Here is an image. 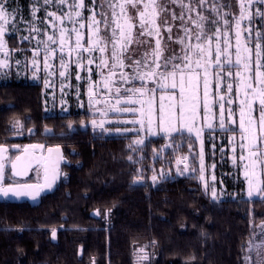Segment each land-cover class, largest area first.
<instances>
[{
    "label": "trees",
    "instance_id": "trees-1",
    "mask_svg": "<svg viewBox=\"0 0 264 264\" xmlns=\"http://www.w3.org/2000/svg\"><path fill=\"white\" fill-rule=\"evenodd\" d=\"M232 1L204 5L205 26L230 20ZM7 40L18 46L15 36ZM83 117L47 114L40 83L0 82V144L47 136L68 160L54 190L37 202L0 200V264H248L246 245L264 221V198L239 194L215 202L191 176L151 183L153 164L161 162L153 151L163 137L147 138L133 153L128 135L98 133L80 123L89 119ZM16 120L20 138L11 127ZM234 179L223 177L227 191L242 192L243 181ZM139 249L146 260L137 258Z\"/></svg>",
    "mask_w": 264,
    "mask_h": 264
},
{
    "label": "snow or ice",
    "instance_id": "snow-or-ice-1",
    "mask_svg": "<svg viewBox=\"0 0 264 264\" xmlns=\"http://www.w3.org/2000/svg\"><path fill=\"white\" fill-rule=\"evenodd\" d=\"M93 4L96 0H92ZM258 0H238L239 3V17L234 16L235 20V61L232 59V45L230 43V28L231 22L221 17L223 21V28L217 26L214 33L208 34L205 31V21L208 17L204 16L197 8H202L208 3V0H199L196 7L193 6L192 0H188L185 4L184 0H167V3L162 0H103L101 4V11L97 13L95 8L90 9L91 15L87 18V24L81 23L83 19L82 11L86 7L84 0H44L45 5L55 3L58 7L67 5L68 12L63 15H58L57 12H48L47 15L52 17L49 21L53 29L58 30V40L53 35H48L44 41H38V45H43V71L48 76H54L56 70L50 63V59L55 57L57 48L52 45H58L60 52V71L59 76L66 78L68 64L64 60V53L67 49L68 55L76 54L75 63L78 67H85L83 61V54L87 53L89 59L87 65L95 63V58L92 57L94 52L101 54L97 68L101 69L100 75L103 81V89L107 92V96L102 93L100 99H97L98 93L93 91L94 87L99 84L90 85L88 90L89 106L104 104L106 107L103 111L96 108L102 116H107L109 111H125L139 113L141 129L145 126L147 121V129L149 134L156 135L157 132L153 131V126L158 127L160 132L171 134L173 132H182L187 130L188 133H195L197 138H200L203 131L202 127L197 126L198 120L202 119L207 128L212 129V113L213 101L209 98V71L208 68L213 64L221 71L215 72V76L219 81L222 77V70L225 65L229 68L241 69L235 73L229 71L226 73L228 77H234L239 80L237 91L243 92L245 99L239 101V123L238 128L240 132V148L241 151L247 149L248 163L244 165L246 171L244 176L249 184L248 196L252 197L254 193H259L264 196V187L259 182L254 185V178L258 181L256 168L258 166L264 167V153L260 152V147L264 145V63L261 62L262 48L264 45L260 43L264 39V33L256 32L255 39V64L253 68V49L248 45L252 43V28L249 26L247 29L241 28V22L244 20L251 21L253 16H259L264 19V11L256 8L253 12V6ZM264 2V0H262ZM179 4L182 9L179 15L175 11H171L167 4ZM6 0H0V53H3L5 59L0 60V69L8 68V58L10 53L6 50V41L4 39L7 29L4 24L8 23L5 17L8 12L5 7ZM230 7V5H229ZM119 9V12H117ZM129 9L134 10L133 15ZM38 9L33 8V15ZM212 10L220 16L219 11L215 6ZM171 12V20L181 21L180 29L183 31V36L176 37V42L183 45L181 54L176 53L173 49L167 47V42L162 45L163 36L161 35L162 28L168 33V40L172 41V25L169 23L166 13ZM187 13V15H186ZM192 13H195L193 17ZM227 15V13H225ZM72 23L74 26L71 28L63 27L65 20ZM212 24H218V21H211ZM79 24L77 28L75 25ZM189 25H192L190 27ZM87 27V46L83 42L85 37L81 29ZM39 31L38 29H33ZM247 32V37L243 33ZM71 34H75V40L71 41ZM221 37L223 39L221 40ZM154 38L155 46L152 47L151 40ZM23 39H28L24 37ZM213 39H215V47L213 48ZM187 40V43L185 41ZM195 40L196 43H192ZM110 46V47H109ZM142 46L145 51L139 59L135 58L138 47ZM151 48V52L147 49ZM169 54L165 55V51ZM213 54L215 59L213 60ZM40 56V49L33 50L32 67L35 70L34 76L41 70V61L37 59ZM129 61V63H125ZM179 61V63H176ZM17 63H19L17 61ZM125 67L131 68L132 72H124L122 69ZM107 70L105 73L104 70ZM116 69H121L119 72V80L127 84L130 81L140 80L144 82L140 87L125 88L124 92L128 93L127 100L131 102L133 95H138L141 98L148 97V99L137 100L141 107L136 108H120L121 104V87L115 86V78L117 77ZM91 72V68L88 69ZM201 71H203V99L199 93ZM178 78V79H177ZM76 79L81 77L77 74ZM148 81L158 83L159 89L162 93L171 89L168 94H161L159 96L158 109L156 107L157 88H149ZM45 86L50 87L49 80H45ZM219 89V84H217ZM228 93L231 94L233 85L228 84ZM178 89V95L176 90ZM63 90V86H62ZM115 93V104L110 103L109 97ZM219 128L221 130H228L225 121V107L223 101L225 96H219ZM167 101V103H166ZM259 102V119L253 118V103ZM228 104L232 101L228 100ZM201 105L203 116H201ZM146 106V107H145ZM228 121L231 124H236L237 120L233 119V111L229 107L227 109ZM136 121H133L135 123ZM92 125L97 126V121H91ZM104 120L99 122V127H104ZM15 127L20 128L22 125L19 121L15 122ZM72 127L71 124L68 125ZM31 131V129H29ZM51 132V129H46ZM234 131V130H233ZM19 134V133H17ZM235 140V137H233ZM246 141V143H245ZM143 140L135 141L136 144H143ZM18 147V146H17ZM191 148V145H189ZM45 146L43 144L27 145L24 148V153L17 156L12 161V174L13 176H24L31 169L33 163L38 168L42 167L44 176L42 183L36 184H21L13 182L4 184V165L0 162V196L8 197H30L35 200L45 189H50L59 175V162L63 159L60 154L59 146L55 148H47V154H44ZM235 151V149H234ZM7 152V149L0 145V154ZM39 153V154H37ZM3 157L0 156V161ZM131 159V157H129ZM186 159V158H185ZM201 168L203 172V152L200 154ZM243 162L245 157L240 156ZM181 161L178 159L177 163ZM185 170L187 165H185ZM195 171V169H192ZM143 177H138L137 180H142ZM158 179L153 175L152 180L155 182ZM201 179L203 177L201 176ZM212 197L217 198L215 190L212 192ZM99 215V212H97ZM264 229V225L260 226ZM53 238H55L56 231H52ZM143 249H141V252ZM260 254L258 253V256ZM148 257L145 254L138 259L146 260ZM249 257H245V261H249ZM257 264H264V256L260 257Z\"/></svg>",
    "mask_w": 264,
    "mask_h": 264
},
{
    "label": "rangeland",
    "instance_id": "rangeland-1",
    "mask_svg": "<svg viewBox=\"0 0 264 264\" xmlns=\"http://www.w3.org/2000/svg\"><path fill=\"white\" fill-rule=\"evenodd\" d=\"M72 0H69L71 3ZM86 7L82 11L83 19L80 21L81 23L87 24V18L91 15L90 9L95 8L97 13L100 12V4L99 1L96 0V3L93 4L92 0H84ZM6 10L8 12V16L5 19L8 23L4 24V27L7 29L6 35L4 37L6 41V50L10 53L8 58V68L0 69V82L3 81H30L34 83H40L42 86V96L44 103V110L47 114H70L77 113L83 114V116H88L89 119L80 122L82 124H88L90 127L95 129L98 133L101 134H126L129 136V148L134 153L137 151L139 147H141L149 137H163L165 143L159 147V149H155L153 151L154 158H161V162L155 167L153 164V174L149 177L151 183H156L162 178L173 177V176H191L195 178L203 190L210 196V198L218 202L227 197L235 198L239 194H243L246 198H264L259 193H254L252 197L248 196L249 184L247 179L244 176V172L246 171L244 165L248 163L247 160V149L241 151L240 144V132L238 128L239 123V101L245 99L243 92L237 91V85L239 84V80L234 77H228L226 75L227 72L231 71L235 73L236 71H241V69L229 68L227 65L224 66L222 70V77L218 81L215 72L221 71V69H217L213 64L208 68L209 71V98L213 101L212 104V113L214 114V118L212 119L213 128L209 129L205 125V122L200 119L197 122V126L202 127L203 131L201 133L200 138H197L195 133H188L187 130H183L182 132H173L171 134H167L164 132H160L158 127L153 126V131H156V135H151L147 129V121L145 120V126L141 129V125L139 123L140 116L139 113L133 112H115L109 111L108 115L102 116L99 112L96 111V108H100L101 111L105 109L104 104L89 106V96L88 90L90 85L99 84L98 87H94L93 91L97 92V99H100L101 96L99 94H103L107 96V92L103 89V81L100 75L101 69L97 68L96 65L99 63V58L101 54L99 52H94L92 57L95 58V63L92 65H87V60L89 59V55L87 53L83 54L82 63L85 64V67H78L75 63L76 54L72 53L71 56L68 55L67 49L64 53V60L68 64V70L66 72V78H61L59 76L60 69V52L58 49V45H52V47L57 48V52L55 57L50 59V63L54 66L56 70V74L54 76H48L45 71H43V57L44 50L43 45H38V41H44L47 39L48 35H53L57 40L59 38V32L56 29H53L49 21L52 20V17L48 16V12H57L58 15H63L64 12H68L69 8L67 5L58 7L55 3L50 5H45L44 0H6L5 4ZM33 8L38 9L35 12V16L33 15ZM256 8H260L261 11H264V2L262 0H258V2L253 6L252 11L254 12ZM232 13L235 17H239V3L238 0L232 1ZM234 16L230 17L231 28H230V43L232 45V59L235 61V20ZM0 23H3L0 21ZM74 25L65 20L63 27L71 28ZM77 28L79 24L75 25ZM221 27L223 31V21L221 20V24L217 25ZM207 27L205 26V31L208 34L214 33L216 27ZM252 28V43L248 46L253 49L252 61L253 68L255 64V43L257 42L255 39L256 32L259 31L264 33V19H261L259 16H253L251 21L247 19L241 22V28L247 29L248 27ZM33 29H38L39 31H34ZM84 33V43L87 46V35L88 29L85 27L81 29ZM247 32L243 33V36L247 37ZM7 36H15L17 39V47H12L9 45L7 40ZM24 37H28V39H23ZM223 37H221V40ZM75 40V34H71V41ZM187 43V40L185 41ZM192 43H196L195 40ZM215 39H213V48L215 47ZM262 45H264V39L260 41ZM180 45V44H179ZM40 49V56L37 57L38 60L41 61V70L37 72L34 76V69L32 67V58H33V50ZM183 45H181V48ZM176 53L181 54V49H175ZM262 60L264 63V48H262L261 52ZM5 59L3 53H0V60ZM212 59H215L213 54ZM17 61L19 63H17ZM179 63V61H176ZM89 68H91V72H89ZM105 73L107 70H104ZM79 74L81 79L77 80L76 76ZM49 80L51 86H45V80ZM178 79V78H177ZM217 84H219V89L217 88ZM232 84L233 89L231 94L228 93L227 85ZM63 86V90H62ZM140 84H137L136 87H140ZM147 86L149 88L155 87L157 88L156 95V107L158 109L159 105V96L161 94H168L171 89L166 90V92L162 93L159 89L158 83L154 81H148ZM131 86H127L125 88H129ZM124 88V89H125ZM203 91H204V83H203V71H201V79L199 86V93L201 96V100L203 99ZM178 95V89L176 90ZM129 94L125 93L124 90H121V104L120 108H136L139 109L141 105L136 103L137 100L140 99H148V97L141 98L138 95H133L131 102L127 100V96ZM219 96H225V100L223 101L225 107V121L228 126V130H221L219 128ZM116 96L113 92V95L109 97L110 103L115 104ZM228 100H231L232 103L228 104ZM167 103V101H166ZM146 107V106H145ZM231 108L234 115L233 119L237 120L236 124H231L228 121V113L227 109ZM259 102L255 101L253 103V118L259 119ZM201 116H203V110L201 105ZM83 117V119H85ZM96 120L97 126H93L91 121ZM104 120V127H99V122ZM19 121V120H16ZM15 121V122H16ZM133 121H136L133 123ZM15 122L12 123L13 135L17 138L22 136L21 127L16 128ZM20 122V121H19ZM21 124V122H20ZM73 125L71 122L69 123ZM234 130V131H233ZM19 133V134H17ZM235 137V140H233ZM143 140V144H136L135 141ZM246 143V141H245ZM23 144H15V149H20ZM191 145V148L189 147ZM18 146V147H17ZM184 146V147H182ZM235 149V151H234ZM260 152L264 153V145L260 147ZM169 151V155H166V152ZM203 152V172L200 171L201 168V159L200 154ZM244 156L245 160L242 162L240 160V156ZM172 157V158H170ZM186 158V159H185ZM264 159V156L261 157ZM181 162L178 164L177 160ZM185 165H187V169L185 170ZM140 167V166H139ZM138 167V168H139ZM195 169V171H192ZM34 171L33 177L38 178L39 175ZM258 181L254 178L255 183L259 182L262 187H264V167L258 166L256 168ZM233 174L235 177L234 180L239 176L243 181V189L242 192H229L225 187V183L223 181V177L226 175ZM155 175L158 179L154 182L152 180V176ZM201 176L203 179H201ZM138 181V180H137ZM213 190L217 193V198L214 199L212 197ZM264 225V221L258 223L255 231L251 237V240L247 242L245 255L249 257L250 260L248 264H257L260 260L261 256H264V229L260 226ZM137 254V258L142 257L141 249ZM258 253L260 254L258 256Z\"/></svg>",
    "mask_w": 264,
    "mask_h": 264
},
{
    "label": "flooded vegetation",
    "instance_id": "flooded-vegetation-1",
    "mask_svg": "<svg viewBox=\"0 0 264 264\" xmlns=\"http://www.w3.org/2000/svg\"><path fill=\"white\" fill-rule=\"evenodd\" d=\"M98 1H99V4H100V7H99L100 9H99V10L101 11V10H102V9H101V4H102L103 0H98ZM197 1H198V2H197ZM162 2L167 3V0H162ZM192 2H193V6L196 7V6L198 5V3H199V0H192ZM208 2L211 4V3L213 2V0H208ZM184 3L187 4V3H188V0H184ZM167 7H168L171 11H175L177 15H179V14L181 13V11H182V9L180 8L179 4H171V3H168V4H167ZM202 9H203V10L201 11V9L198 7V8H197V11H199V12H205V11H204L205 9H204L203 7H202ZM129 11H130L133 15H135L134 10L129 9ZM117 12H119V9H117ZM165 15L167 16V19H168L169 23L172 25V37H173V40H172V41H169V40H168V33L162 28V30H161V35L163 36L162 45H163L165 42H167V47H168V48L173 49V50H175V49L180 50V49H181V44L179 45V43L176 42V37H178V36H183V31H182V30L180 29V27H179L180 24H181V21H179V20L172 21V20H171V12L166 13ZM186 15H187V13H186ZM192 15H193V17H195V13H192ZM189 26L192 27V25H189ZM149 39L151 40L152 47H154V46H155V40H154V38H149ZM109 47H110V46H109ZM133 47H138V51H137V53H136V57H135V58L139 59L140 56H141V55L143 54V52L145 51V48L142 47V46H133ZM147 50H148L149 52H151V48H148ZM168 54H169V52L166 50V51H165V55H168ZM125 63H126V64L129 63V61H126ZM116 71H117V77L115 78V85H114V87H115V86H119V87H121V90H124V88L127 87V86L136 87L137 84H140V83L142 84V83H144V82H141L140 80H135V81H130V82L127 83V84H124V83H122V82L119 80V72L121 71V69H116ZM122 71L131 73V72H132V69H131V68H128V67H125L124 69H122ZM146 83H147V82H146ZM46 137H47V136H44V137H41V136H40V139L42 138V140H40V141H33V142H26V143H38V144H43V145L45 146V148L48 147V146H56V145H57V146H60V145H58V144H56V143L51 144L50 142H51L52 140H47V139H45ZM26 143H24V144L22 145V147H23ZM13 146H14L13 151L15 152L14 155H13V154H10L9 151H8V156H7V158L4 160V175H5L4 184H10V183H13V182L20 183V182H35V181H39L40 178H41V175H42V167H40V168H38L37 166L34 167V168L32 169V172H31L30 177H29L28 179H26V180L15 179V178H13V177L10 175V172H9V164H10L11 160H12V159L16 156V154L19 152V150L22 148V147H21L20 149H18V148L15 149V145H13ZM60 147H61V146H60ZM45 148H44V149H45ZM61 149H62V147H61ZM43 151H44V150H43ZM62 152H63V155L66 157V154H65V152H64L63 149H62ZM63 165H64V163L61 165L60 176H61V174H62L61 170H62V166H63ZM34 171H36L35 174L37 173V174L39 175L38 178L33 177V173H34Z\"/></svg>",
    "mask_w": 264,
    "mask_h": 264
},
{
    "label": "water",
    "instance_id": "water-1",
    "mask_svg": "<svg viewBox=\"0 0 264 264\" xmlns=\"http://www.w3.org/2000/svg\"><path fill=\"white\" fill-rule=\"evenodd\" d=\"M35 144H38V143H26V144H25V145L19 150V152L16 154V156L11 160V162H10V164H9V172H10V175H11L13 178H15V179H20V180H26V179H28V178L30 177L31 172H32V169H33L34 167L37 166L35 163L32 164L31 169L27 172L26 175H24V176H13V174H12V161H14V160L16 159L17 156H21V155H23L25 146H27V145H35ZM0 145H3V146L7 149V152H4V153L0 154V156L3 157L2 161H0V162H2L3 165H4V160H5V159L7 158V156H8V151H9V150H13V149H14V146H12V147H8V146L5 145V144H0ZM56 146H57V145H56ZM56 146H48V147H46V148L44 149V154H47V148H49V147H51V148H55ZM59 148H60V154L63 156V159L60 160V162H59V175L57 176V178H56L55 182L53 183L52 187H51L50 189H45V190L40 194V196H42V195H44V194H47V193H50V192H52V191L54 190V188H55V186H56V183H57L58 179L60 178V169H61V165H62L63 163L66 164V163L68 162L67 158L63 155V152H62V149H61L60 146H59ZM37 154H39V153H37ZM43 176H44V172H43V168H42V175H41V178H40L39 181H35V182H20V183H21V184H24V183H27V184L42 183V182H43ZM138 182H139V181H135V182H133V184H136V183H138ZM5 185H7V184H5ZM40 196H39V197H40ZM39 197H37L35 200H33L32 198L27 197V196H25V197H20V198H16V197H8V198H5V197H3V196H0V200H7V201H10V202L29 201V202H31V203H35V202L38 201V198H39Z\"/></svg>",
    "mask_w": 264,
    "mask_h": 264
}]
</instances>
